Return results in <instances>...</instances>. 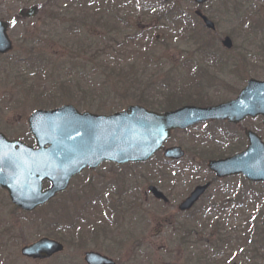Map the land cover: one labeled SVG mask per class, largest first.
I'll return each instance as SVG.
<instances>
[{"label": "rangeland", "instance_id": "374dc122", "mask_svg": "<svg viewBox=\"0 0 264 264\" xmlns=\"http://www.w3.org/2000/svg\"><path fill=\"white\" fill-rule=\"evenodd\" d=\"M153 3V0H0V19L9 21V35L15 48L10 55L0 57V132L10 139L31 144L27 119L37 110L71 104L80 112L107 115L120 111L135 100L125 95L123 91L127 87L124 86H121V92L116 91L117 96L110 95L113 87L109 84L106 85L107 91L100 93L104 83L96 77L89 84H84L82 74L86 70L85 60H90V55L84 56L76 52V48H80L82 42L88 45L93 41L94 49L108 44L114 56L103 54L101 62L116 66L115 56L122 59L124 55L115 50L113 42L121 40L124 33L135 35L136 29L141 31L140 41L135 44L138 52L132 59H124L121 67L129 68L135 61L137 68L145 70L147 75L141 87H150L154 92L152 99L158 102L166 96L185 92L188 99L181 101L193 103L189 96L200 95L203 104L218 105L235 99L250 78L264 80V0H212L202 6L203 12L217 26L213 33L195 19L197 7L193 0H170L167 5ZM247 4L248 13L242 9ZM34 6L38 8L35 18L19 19L21 10ZM52 7L57 11L54 17L59 31H53L55 27L52 25L47 26L57 37L42 38L37 32H47L42 27L46 26L48 20L45 16L52 11ZM169 10L175 13V17L164 19L160 16ZM188 21L194 24L187 25ZM116 22L120 35H110L111 31L104 33L105 24ZM62 30L73 37L62 41L68 37V34L58 37ZM91 33L92 40L89 41ZM227 36L234 44L230 51L221 45ZM40 38L43 44L37 43L32 56L29 42ZM67 42L72 45L76 42L74 52L66 49ZM200 51L202 55L206 52V59L203 56L201 59ZM31 59L35 61L33 65ZM41 59L46 60L45 64L39 63ZM199 65L202 67L197 69ZM203 72L204 78H198L203 76ZM208 77L215 83H208ZM70 79L83 83L81 87L84 89L88 86L85 94L78 92L77 87L68 89L66 83ZM195 81H201L203 87H198ZM61 84L66 90L61 89ZM155 88L159 90L155 91ZM91 93L96 97H91ZM216 129L226 130L234 137L227 142L224 139L229 145H222L220 139H215ZM245 129L257 132L264 139L262 118L249 119L239 127L202 124L175 132L166 147L179 146L186 152L185 159L176 167L167 168L161 154L147 166L105 164L94 172L87 170L76 177L66 193L32 214H21L11 205L8 194L0 190V264H85L84 254L94 248L120 261V264H180L186 256L178 248L181 237L178 238L177 232L187 226L203 229L215 224L223 226L232 240L229 247L216 255L217 264L235 261L240 264L245 260L246 253L245 249H241L247 245L248 264H264V257L255 260L249 254L252 243L259 239L257 232L252 236L250 224L260 222V214L264 213V185L246 184L241 178L218 182L190 217L174 214L173 209L162 206L149 195L145 196L148 187L154 185L171 199L170 207H175L177 211V204L196 186L212 178L206 169L210 157L201 150L215 148V152L225 155L242 151L247 145ZM203 136H214V139L208 140ZM158 165L162 170L151 174ZM102 186L103 190L98 195ZM105 186L127 189L122 196L126 204L136 201L144 205L143 222L137 225L134 219H130L126 228L122 215L115 218L109 216L110 219L98 216L94 212L98 206L95 196L94 206L90 205V189L95 190L94 195L103 198L106 209L105 203L114 200V197L105 190ZM242 188L248 192V200H254V189L257 192L259 197L253 206L250 204L240 209L230 206L220 212L213 207H220ZM125 210H129L127 205ZM92 224H95V233L108 230L106 226L111 227V237L104 239L103 234L104 237H99L94 244L90 239ZM44 237L62 242L65 252L47 261H34L21 256L23 246ZM115 242L119 243L121 250L115 249Z\"/></svg>", "mask_w": 264, "mask_h": 264}, {"label": "water", "instance_id": "95a60500", "mask_svg": "<svg viewBox=\"0 0 264 264\" xmlns=\"http://www.w3.org/2000/svg\"><path fill=\"white\" fill-rule=\"evenodd\" d=\"M167 1V0H164ZM202 5L208 0H194ZM33 7L20 15L33 18ZM196 14L205 27L216 30L215 24L200 11ZM8 25L0 21V54L12 50L7 35ZM230 50L229 37L222 41ZM264 118V81L250 79L237 99L214 107L186 106L176 111L158 114L132 106L110 116L90 112L80 113L74 106L45 111L38 110L28 119L36 148L17 140L10 141L0 133V188L8 191L12 203L24 211L43 206L57 194L67 190L71 180L86 168L96 169L104 162L125 165L144 163L162 150L174 130H185L207 121H228L238 124L247 117ZM264 124V120H263ZM248 148L233 157L211 161L209 168L218 178L243 175L250 182H264V142L252 131H247ZM168 159L184 156L181 148L165 150ZM50 187L43 190V182ZM209 185L199 186L179 207L190 210L206 192ZM150 191L157 199L167 202L156 188ZM64 251L60 242L43 238L26 246L24 257L45 260ZM87 264H114L97 253H86Z\"/></svg>", "mask_w": 264, "mask_h": 264}, {"label": "trees", "instance_id": "16d2710c", "mask_svg": "<svg viewBox=\"0 0 264 264\" xmlns=\"http://www.w3.org/2000/svg\"><path fill=\"white\" fill-rule=\"evenodd\" d=\"M154 3L156 2V0H153ZM153 3V4H154ZM245 9L246 12L248 13V6H244L242 7V9ZM57 11L55 10V8L52 7V11L49 12V14L47 16H45L48 20V22L45 24L46 26H43L42 29L46 30L47 32H40L38 30L37 35L41 36L42 38L44 36H46L45 38H50V39H55L57 37L52 35L50 30L48 29L47 26H54L55 29L53 31H59V26L56 25L58 24V21L56 19ZM161 13L160 16L162 18H169V17H175V13L172 12L171 10L167 11L166 14L164 16H162ZM30 22V21H27ZM104 33H106L107 31H111L110 35H120V28L118 26V23H112L110 25L105 24L104 27ZM114 30V31H112ZM81 33V32H80ZM83 33V32H82ZM68 33L65 32V30H62L59 34L58 37H62L61 35H67ZM141 34L140 30L136 29V34L135 35H131L128 33H124L123 38L121 40H118L113 42L114 45L116 46L115 50H117L118 52H122V54L124 55L122 59L118 58L115 56L117 65L114 66H109V64H111L109 62V64L107 62H104L102 60L101 62V58L103 57V54L108 56H114L113 53L109 50L110 45L105 44L104 48H100V49H94V45L95 44L92 40V33L90 34V40L91 41L88 45L87 43L84 44L82 42V44H79L80 42H77L79 44L80 48H76L78 53H82L84 56L90 55V60H85L86 62V66L84 67L86 70L85 72L82 74L83 75V83L86 84L90 81H92L93 77H96V80H102V90L101 92H106L107 88L106 85H110L111 87H113V91L110 90V95H115L117 96L116 91H120L121 86H124V88H126L123 92L125 93L126 96H128V98H134L136 101H143V100H150L153 98V93L151 91L150 87H145L142 88V83L145 82L146 79V73L145 70L142 71L141 69L137 68L135 61L133 62V64L130 65V67L128 68H124L121 67L124 65V59H132V57L138 52H136V45L140 39L138 38ZM105 36V35H104ZM72 38L73 35H69L68 37H64V39H62V41H67L68 38ZM42 39H38L36 42H29V46L30 48V52L31 55L34 56V52L36 47L38 46V44H43V40ZM111 40V39H109ZM112 42V40H111ZM38 43V44H37ZM73 45H76V42H74ZM71 43L67 42L66 44V49L69 51L74 52L75 48ZM113 50V49H111ZM201 59L202 56L205 57L206 59V52H204V54L202 55L203 52H201ZM131 56H128V55ZM105 57V56H104ZM100 58V59H99ZM31 65L34 64V60L31 59ZM46 60L41 59L39 61L40 64H45ZM92 63H91V62ZM47 65H44V67H46ZM201 66V65H199ZM90 69H89V68ZM132 70V72H131ZM203 76H200L202 78H204V72L202 74ZM207 77V75H206ZM66 79H68L66 77ZM95 79V78H94ZM202 80V79H201ZM208 83L213 84L215 83L212 78L208 77ZM94 81V80H93ZM72 83H75V86H72ZM83 83L80 82H76L72 79H70L66 84L68 85V89L69 88H73V87H77L79 89L78 92L85 94V90L88 89V86H85L86 88H82L81 85ZM195 84L202 88L203 84L201 81H195ZM63 84H61L62 86ZM63 91L66 90L65 86H62L61 88ZM159 90L158 88H155V91ZM92 93H94V91H91ZM189 92V91H188ZM91 93V95H92ZM102 93V94H103ZM60 94V93H59ZM64 92L61 93V95H63ZM119 95V94H118ZM91 97H96V95H92ZM192 95L189 96V98L193 99V103H189L186 101H181L182 99H188V96H186L185 92L182 93H178L174 96H167L165 97V99H169V100H177L178 102L173 103V104H159L157 107H159L160 109L163 110H169V109H175L179 106H181L184 102L188 103V104H195V105H200V106H206L208 104H203V97L200 95H197L196 97H193ZM93 99V98H92ZM149 107L153 108V109H157V107L155 106L154 103H147ZM206 155H208L209 157H212L214 154L211 151H207ZM245 199H240L238 200V203H244ZM125 220V224H126V228H127V221L124 217ZM183 226V225H182ZM109 227V226H107ZM189 228L185 227L181 230L180 235V243L178 244V248L181 251V253H184L186 256V260L184 262L181 261L180 264H217L216 262V255L219 254L221 251H223V249L229 247L230 243H232V240L229 237V233H227L225 231V229H221V227L218 224H215L214 226L211 227H204L203 229L201 228H197V226L193 227V226H188ZM208 232V234H207ZM257 235L259 237V239L257 240V242H255L254 244H252L251 249L249 250V254H251V256L254 257L255 260H257L258 257L263 258L264 257V216H261V220L260 222H255L252 225V233L254 235ZM261 236L263 237V240L261 239ZM246 238V237H245ZM204 246V247H203ZM202 248V249H201ZM244 248V247H243ZM244 261L240 262V264H248V250H246V253L244 255ZM230 264H239L237 261L235 262H230ZM254 264H258L254 262Z\"/></svg>", "mask_w": 264, "mask_h": 264}, {"label": "flooded vegetation", "instance_id": "af4514ba", "mask_svg": "<svg viewBox=\"0 0 264 264\" xmlns=\"http://www.w3.org/2000/svg\"><path fill=\"white\" fill-rule=\"evenodd\" d=\"M147 103H158V101H155V100H143V101H131V103L129 104V105H127V106H130V105H141V106H148V104ZM169 164L170 165H173V163H170L169 162ZM134 166H137V165H134ZM90 172H94V171H90ZM106 187V186H105ZM104 187V188H105ZM1 191H3V192H6V191H4V190H2V189H0ZM101 191L100 192H98V195H99V193H101L102 192V190H103V186H102V188L100 189ZM105 190H107V191H110L111 193H112V195H113V197H114V200L113 199H111L108 203H105V204H107V208L106 209H104V207H103V198H99V196L98 195H94V189L93 188H91L90 189V199H91V204L90 205H92V206H94V203H95V201H97V204H98V206L96 207L97 209L94 211L98 216H101V217H107V218H109V216H112L113 218H115L116 216H118V215H121V214H123V212H124V209H125V207H126V203L121 199V197H122V193L119 191V189L117 188V187H115L114 189H112L111 187H109V188H105ZM7 193V192H6ZM8 194V193H7ZM94 196H95V199L97 198V200H95L94 201ZM145 196L146 197H148L147 196V194H145ZM8 197H9V195H8ZM123 198V197H122ZM10 200V199H9ZM156 202L157 203H160L161 205H164V207H169V208H171V209H173V213L174 214H177V215H179V216H183V217H190V216H192L193 214H194V210L196 209V206L199 204V203H197V205L191 210V211H188V212H180L179 210H175V207H170V205H171V203H172V201H171V199H170V202L169 203H164V202H162V201H159V200H156ZM180 204V203H179ZM179 204H177V207H176V209L178 208V205ZM131 205H134V208H130L131 206H128V208H130L131 209V211L132 212H134V209L135 208H139V207H142L143 208V206L144 205H139V204H136L135 202L134 203H132ZM15 208V207H14ZM16 209V208H15ZM17 210H19V209H17ZM19 211H21V210H19ZM21 214H23V213H26V212H23V211H21L20 212ZM27 214V213H26ZM94 225L95 224H92V230H91V233H90V239H91V241L94 243V244H96V240L99 238V237H104V239L106 238L107 239V237H109V235H108V233L107 232H103L104 230H98L99 231V233H95V228H93L94 227ZM103 234H104V236H103ZM107 236V237H106ZM100 239V238H99ZM115 249L116 250H121L120 248H119V243H116L115 242ZM90 251H94V252H98V253H101L102 255H105V253H103V252H101V251H99L97 248H94L93 250H90ZM106 256V255H105ZM116 263L115 264H120L121 262L120 261H115ZM125 263V262H124Z\"/></svg>", "mask_w": 264, "mask_h": 264}]
</instances>
